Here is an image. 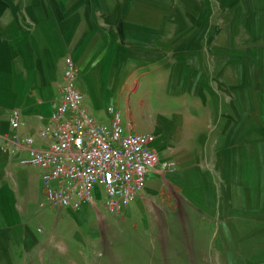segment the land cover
I'll use <instances>...</instances> for the list:
<instances>
[{"label":"rangeland","instance_id":"1","mask_svg":"<svg viewBox=\"0 0 264 264\" xmlns=\"http://www.w3.org/2000/svg\"><path fill=\"white\" fill-rule=\"evenodd\" d=\"M36 21L56 44L35 52L78 55L95 120L110 127L112 107L122 134L127 121L153 133L176 168L160 167L162 252L153 236L133 250L142 224L124 236L129 252L116 242L101 200L81 220L40 207V192L2 209L0 264H264V0H0V55H30L24 30ZM90 60L103 70L92 87Z\"/></svg>","mask_w":264,"mask_h":264},{"label":"built area","instance_id":"2","mask_svg":"<svg viewBox=\"0 0 264 264\" xmlns=\"http://www.w3.org/2000/svg\"><path fill=\"white\" fill-rule=\"evenodd\" d=\"M77 70L70 55L64 57L58 99L38 131L44 146L32 135L18 133L20 111L10 110V131L0 132V149L18 164L40 170L39 206L78 211L101 200L106 212L118 215L145 187L147 175L158 167L173 171V161L161 159L153 133L133 132L127 121L122 134L120 114L112 107L110 127L97 122L82 103L76 86Z\"/></svg>","mask_w":264,"mask_h":264},{"label":"crops","instance_id":"3","mask_svg":"<svg viewBox=\"0 0 264 264\" xmlns=\"http://www.w3.org/2000/svg\"><path fill=\"white\" fill-rule=\"evenodd\" d=\"M65 13L63 17H66V21L71 24L70 17L67 19ZM76 16V15H73ZM20 18L17 16V19ZM87 27L91 30L98 29L93 21L90 19H84ZM79 21V18L76 20ZM75 21V23H77ZM34 22V21H32ZM20 23V22H19ZM51 22H49L50 24ZM74 23V24H75ZM22 26V25H21ZM36 26L37 31L34 29ZM75 26V25H74ZM24 30L26 42L32 47L30 49V55H0V132L10 131L8 126V114L12 109H18L20 111L21 124L18 129L20 135H32L36 138V146H44L47 140L41 139L38 136V131L42 128L50 112L52 111L58 96L59 87L62 83V72L64 67V57L66 55H39L35 52L33 45L35 44L37 49L40 48L39 42L56 44V39H53L50 34H53L51 30L40 32L39 22L36 21V25L29 26ZM49 27V26H48ZM57 26H53L55 28ZM6 28V27H5ZM5 37H8L9 30L1 31ZM38 33L41 39L38 37ZM92 35V34H89ZM63 44V41L59 39ZM58 43V42H57ZM29 46V47H30ZM65 54V52H63ZM75 62L77 76L81 69L77 65L78 55H70ZM98 63V62H97ZM97 63L89 61L86 64L87 72L84 75L88 85H93V76L103 74L102 71H98ZM16 77V78H15ZM30 77V81L28 78ZM61 81V82H60ZM90 87V88H91ZM92 89V88H91ZM92 95L95 99L97 96L92 90ZM88 103V102H87ZM161 159L163 157L160 153ZM40 170L37 168H30L20 166L15 157L8 155L5 151L0 149V217L5 219V215L2 209H6L9 205L13 207L15 213H18L20 203L27 205L31 201H34L40 191ZM161 173L160 167L150 172L146 177L145 187L138 193L136 198L128 206L123 207L118 215H110L112 222L118 229H114V235L117 236L116 242L126 245L128 252L130 247V240H125L124 236L128 234V230L131 227L139 226L142 224L143 231H139L134 235V243L136 249L134 251H146L148 250L144 244H148L150 236L157 237L155 240L157 243L154 245L155 252H162V245L159 241L162 223L158 220L160 213L157 212L160 207L159 194L160 188L166 184L164 179H159ZM95 201L92 204L82 205L78 211L72 212L69 210H61L70 215L77 216L78 219L86 220L90 217V210L96 208L99 204ZM15 205H14V204ZM102 203V202H101ZM39 205V199H38ZM103 207V205L101 204ZM104 208V207H103ZM22 211L24 212L23 208ZM8 227V222L5 224ZM19 228L25 227L19 225ZM6 226H0V232L4 233ZM27 227V226H26ZM148 231V232H146ZM118 231V232H117ZM126 242V243H125ZM119 244V245H121ZM144 245L142 249L139 245ZM118 245V246H119ZM123 247V248H124ZM123 248H117L116 251H122ZM129 259V258H128Z\"/></svg>","mask_w":264,"mask_h":264}]
</instances>
